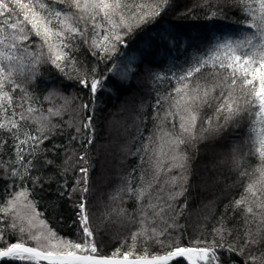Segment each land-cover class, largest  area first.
<instances>
[{"label": "snow or ice", "instance_id": "snow-or-ice-1", "mask_svg": "<svg viewBox=\"0 0 264 264\" xmlns=\"http://www.w3.org/2000/svg\"><path fill=\"white\" fill-rule=\"evenodd\" d=\"M220 3L243 17L229 22L236 32L195 45L176 25L164 26L172 0H0V264H223L220 250L244 255L264 242V0H202L210 13L206 19H226ZM182 15L190 16L191 10ZM130 46L133 55L121 51ZM81 48L97 58L96 66L82 65L77 58ZM190 49L193 54L167 73L164 60L157 61L162 72L154 82L167 81L169 88L156 92L151 113L141 119L152 127L147 135L134 137V151L125 153L138 163L121 176L109 197L112 213L136 230L131 244L104 254L97 247L87 199L94 170L92 102L109 76L126 77L132 71L137 56L143 64L161 51L173 57ZM99 62L112 63L101 74ZM45 66L75 80L91 99L66 96L56 88L38 94L35 84ZM68 113L72 115L65 120ZM245 122L246 139L232 149L242 191L231 206L243 213L246 226L255 224V231H245L242 246L238 241L225 246L223 226L213 230L219 240L181 244L173 233L181 229L179 220L188 207L192 156L187 149L239 132ZM65 135L79 151L72 147L69 154V146L52 143ZM60 149L66 155L63 170L56 173L61 180L57 194L69 199L80 194L73 221L76 239L52 229L36 199L38 189L54 179L45 173L56 167L58 156L49 155ZM248 157L258 163L247 164ZM69 170L78 173L71 189ZM129 201L131 211L125 206ZM138 240L161 251H137ZM257 261L264 264V254H250L239 264Z\"/></svg>", "mask_w": 264, "mask_h": 264}, {"label": "trees", "instance_id": "trees-1", "mask_svg": "<svg viewBox=\"0 0 264 264\" xmlns=\"http://www.w3.org/2000/svg\"><path fill=\"white\" fill-rule=\"evenodd\" d=\"M219 7L223 8L226 19L210 21L206 19L210 13L207 8H202V0H172V6L164 14L163 23L165 27L176 25L181 32L188 35L193 44L201 45L203 38L234 34L236 27L229 22L240 21L243 18L236 9L229 8L223 3H220ZM188 10H191V15L184 17L182 14ZM212 10L215 11L216 8L213 7ZM121 51H127L129 56L134 54L132 46L128 50L121 48ZM193 51L190 49L188 54L173 53V57H179L178 60L168 57L164 51H161L151 62L145 61L143 64L137 56L130 65L132 71L126 77L109 76L107 83L92 102L95 109V142L91 150L94 170L89 173L91 190L87 199L97 247L104 254H110L125 243L131 244L132 232L136 230V227L127 220L112 213L115 205L109 197L120 183L121 176L129 170L130 166L138 163L137 157L126 156L125 153L130 148L134 151L132 147L134 137L139 138L141 133L147 135L146 129L150 130L152 127L147 121L141 124V119L151 113L156 92L164 93L169 88L167 81L161 84L154 82V75L162 72L157 61L164 60L163 72L167 73L173 64H182L185 55H191ZM77 58L86 67L98 64L97 58L92 56L87 48H81ZM111 63L99 62L101 74L106 72ZM121 63L122 67L126 66L127 58H123ZM41 73L35 84V91L41 96L56 88L66 96L91 99L90 93L82 89L75 80L64 79L54 68L42 67ZM53 80L56 81L55 84L51 83ZM205 114L212 113L205 109ZM71 115L72 113L66 114L64 119L68 120ZM68 131L72 130L68 129ZM246 134L247 122L239 132H229L222 137L211 138L187 149L192 156L190 188L186 194L188 207L179 220L181 229L173 233L179 238L181 244L186 245L190 241L199 240H219L213 230L223 226L225 246L237 241L242 246L245 231L248 228L255 231V224L246 226L243 213L234 210L231 206L233 200L238 198L242 191L238 186V173L232 167V149L234 145L243 143ZM52 143L69 146V139L65 135L54 139ZM72 147H76L79 151L75 141H72L69 154ZM243 151L246 152L247 149ZM65 155L63 149L49 155V158L58 156L55 159L56 167L45 173L46 177L53 176L54 179L46 183L43 190L38 189L39 195L36 199L40 202L39 210L44 212V218L49 226L63 237L76 239L77 225L73 221L76 220L75 204L80 194L74 193L71 199L67 194L63 197L57 194L61 180L56 173L63 170ZM246 163L255 166L258 161L255 157H248ZM76 175L78 173L68 171L69 189ZM180 202L182 203L183 200L181 199ZM125 206L131 211L134 204L129 201ZM144 247H148L152 252L161 251L152 242L145 245L143 240H138L137 251H142ZM218 254L223 264H239L250 254L261 257L264 254V242L252 246L244 255L224 250H220ZM256 264H260V261Z\"/></svg>", "mask_w": 264, "mask_h": 264}, {"label": "rangeland", "instance_id": "rangeland-1", "mask_svg": "<svg viewBox=\"0 0 264 264\" xmlns=\"http://www.w3.org/2000/svg\"><path fill=\"white\" fill-rule=\"evenodd\" d=\"M206 164H208V163H206Z\"/></svg>", "mask_w": 264, "mask_h": 264}]
</instances>
